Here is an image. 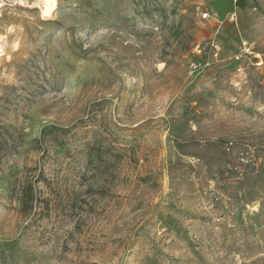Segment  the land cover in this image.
<instances>
[{"label":"rangeland","instance_id":"374dc122","mask_svg":"<svg viewBox=\"0 0 264 264\" xmlns=\"http://www.w3.org/2000/svg\"><path fill=\"white\" fill-rule=\"evenodd\" d=\"M56 2L0 11V264H264V0Z\"/></svg>","mask_w":264,"mask_h":264},{"label":"built area","instance_id":"2783aa9c","mask_svg":"<svg viewBox=\"0 0 264 264\" xmlns=\"http://www.w3.org/2000/svg\"><path fill=\"white\" fill-rule=\"evenodd\" d=\"M1 4H4V7H11V6H16L19 4L18 0H0ZM209 16L207 13H204V17ZM235 19V16H233L231 18V21H233ZM242 54L240 56L237 57V61L241 60V59H246V65L249 66H254L256 69H263L264 68V62L262 59V56L260 53H256L254 48H252L251 45H249L247 42L242 44ZM213 49L215 50V52L217 53V55L219 54L220 46L219 44H214L213 45ZM237 69L239 72H243L246 67L242 66V65H237Z\"/></svg>","mask_w":264,"mask_h":264},{"label":"bare ground","instance_id":"6f19581e","mask_svg":"<svg viewBox=\"0 0 264 264\" xmlns=\"http://www.w3.org/2000/svg\"><path fill=\"white\" fill-rule=\"evenodd\" d=\"M19 2V0H18ZM22 4H25L23 1H21ZM40 10L43 14L44 17L46 16H50L52 14V12L54 11L56 5H57V2L56 0H40ZM3 8V4L0 3V11L1 9ZM5 38L6 37H3V39H1V42H0V54L2 55L3 52H4V47H5Z\"/></svg>","mask_w":264,"mask_h":264},{"label":"trees","instance_id":"16d2710c","mask_svg":"<svg viewBox=\"0 0 264 264\" xmlns=\"http://www.w3.org/2000/svg\"><path fill=\"white\" fill-rule=\"evenodd\" d=\"M9 148L8 143L5 141L4 137L0 133V165L3 163L6 157L5 151ZM32 198V192L30 187L24 189V205L27 206L29 200Z\"/></svg>","mask_w":264,"mask_h":264}]
</instances>
